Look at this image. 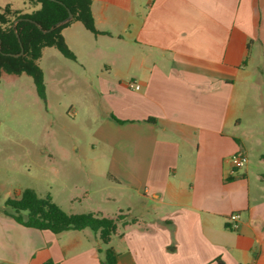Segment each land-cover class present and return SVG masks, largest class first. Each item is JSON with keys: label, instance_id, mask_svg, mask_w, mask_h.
I'll list each match as a JSON object with an SVG mask.
<instances>
[{"label": "crops", "instance_id": "1", "mask_svg": "<svg viewBox=\"0 0 264 264\" xmlns=\"http://www.w3.org/2000/svg\"><path fill=\"white\" fill-rule=\"evenodd\" d=\"M91 1L99 33H62L76 60L107 59L82 65L106 109L97 172L127 212L105 244L0 205V264H102L109 247L118 264H264V0Z\"/></svg>", "mask_w": 264, "mask_h": 264}, {"label": "rangeland", "instance_id": "2", "mask_svg": "<svg viewBox=\"0 0 264 264\" xmlns=\"http://www.w3.org/2000/svg\"><path fill=\"white\" fill-rule=\"evenodd\" d=\"M7 3L22 12L35 8L28 0H0V6ZM105 60L86 55L74 60L54 46L46 48L39 59L46 99L39 96L30 75L0 76L1 206L25 188H33L42 197L53 195L69 213L89 212L97 206L109 216L127 212L121 193L109 188L108 176L97 172L109 161L96 138L106 109L98 88L90 85L95 75H89L82 64L95 74L104 69ZM102 194L121 198L105 201L104 197L100 202Z\"/></svg>", "mask_w": 264, "mask_h": 264}, {"label": "trees", "instance_id": "3", "mask_svg": "<svg viewBox=\"0 0 264 264\" xmlns=\"http://www.w3.org/2000/svg\"><path fill=\"white\" fill-rule=\"evenodd\" d=\"M35 8L29 12L14 9L10 3L0 6V76L26 73L33 77L36 89L46 99L44 72L39 64L45 47H56L63 55L76 60L62 33L74 20L81 21L95 34L99 33L91 0H28ZM73 13V19L62 23ZM40 26V27H39ZM53 27L52 30H50ZM23 48V53L22 52ZM121 121V120H120ZM4 213L18 222L42 230L60 233L89 228L109 244L125 215L108 217L100 212L69 213L53 201L51 195L40 196L25 188L18 196L8 198ZM102 264H118L113 247L106 249Z\"/></svg>", "mask_w": 264, "mask_h": 264}, {"label": "built area", "instance_id": "4", "mask_svg": "<svg viewBox=\"0 0 264 264\" xmlns=\"http://www.w3.org/2000/svg\"><path fill=\"white\" fill-rule=\"evenodd\" d=\"M233 164L235 168H243L248 163V155L244 152H237L232 156ZM239 217L238 213H233L230 218L236 220Z\"/></svg>", "mask_w": 264, "mask_h": 264}, {"label": "water", "instance_id": "5", "mask_svg": "<svg viewBox=\"0 0 264 264\" xmlns=\"http://www.w3.org/2000/svg\"><path fill=\"white\" fill-rule=\"evenodd\" d=\"M71 19H73V13L71 12V11H69V16H68V18L67 19H65L62 23H64V22H67V21H69V20H71ZM40 27V26H39ZM53 29V27L50 29V30H52ZM23 48H22V52H21V54L23 53Z\"/></svg>", "mask_w": 264, "mask_h": 264}]
</instances>
